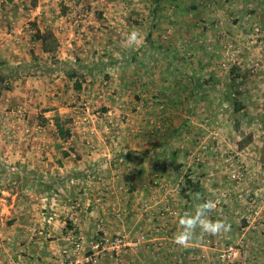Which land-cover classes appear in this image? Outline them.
<instances>
[{"label":"rangeland","instance_id":"obj_1","mask_svg":"<svg viewBox=\"0 0 264 264\" xmlns=\"http://www.w3.org/2000/svg\"><path fill=\"white\" fill-rule=\"evenodd\" d=\"M0 264H264V0H0Z\"/></svg>","mask_w":264,"mask_h":264},{"label":"crops","instance_id":"obj_2","mask_svg":"<svg viewBox=\"0 0 264 264\" xmlns=\"http://www.w3.org/2000/svg\"><path fill=\"white\" fill-rule=\"evenodd\" d=\"M68 30H72V28H71V26H70V28L68 29ZM116 31V30H115ZM119 61H118V58L117 57H115V59L113 58V59H106V60H101L100 58H98V59H96V62H93L94 64L92 65V64H90V66H85V68H87V70L89 71H91V70H100L102 73H104L105 71H107V73L109 72L110 74L111 73H113V70L112 71H110L112 68H115V67H113V66H115L117 63H118ZM96 64H98V66H96ZM118 66L119 65H116V68H118ZM64 68H65V72L67 73V75H68V77L70 78V79H73V80H75V79H77L76 77H75V75H76V72H77V70L79 69V68H81V66H78L77 64H71L70 63V65H66V66H64ZM90 68V69H89ZM71 71L73 72V74L71 73ZM100 72V73H101ZM88 73H90V72H88ZM105 74H106V72H105ZM90 75L91 74H88L87 76H86V78H88V77H90ZM98 75V74H97ZM85 78V79H86ZM101 154H94L93 156H87V158L86 157H84L83 156V159H82V162L81 161H79V163H78V168H76V171H77V174H75L74 176H79L80 174H82L83 172H82V168H83V165H84V162H83V160L84 159H91L92 161L91 162H89L88 163V166H86V167H92L93 168V170L95 171V169H96V165H98L99 164V161H100V159H102L101 158V156H100ZM115 157V156H114ZM110 158V157H109ZM111 159V161H115V159L113 160L112 158H110ZM107 160V159H106ZM105 160V161H106ZM87 172V171H86Z\"/></svg>","mask_w":264,"mask_h":264},{"label":"trees","instance_id":"obj_3","mask_svg":"<svg viewBox=\"0 0 264 264\" xmlns=\"http://www.w3.org/2000/svg\"><path fill=\"white\" fill-rule=\"evenodd\" d=\"M157 3H160L161 2V0H155ZM34 40L35 41H40V43L42 44V50H43V52H45V53H53L54 51H55V48H56V40H55V38H54V36H53V34L52 33H42V32H40V31H38L37 33H36V35L34 36ZM240 78H239V76L237 77V78H232V80H233V82H234V84L235 83H237V81L239 80ZM197 81H195V83H196ZM77 89H80V85L78 84L77 86ZM197 87H199V86H197ZM199 89V88H198ZM235 95V94H234ZM235 104H236V111L237 112H240L241 111V107H240V105H239V103L238 102H235ZM57 129H58V132L60 133V135L64 138V136H65V133H68L69 134V131L67 130V129H65L64 127H63V125L62 124H60V123H57ZM66 131V132H65ZM68 134H67V136H68ZM65 139H67L66 137H65ZM187 179H189L188 178V176H186V180ZM188 182H187V184H188V186H187V188H189L190 187V185H191V180H187ZM186 188V189H187ZM186 189H184L183 190V192H185V190ZM191 189V188H190ZM197 191V190H196Z\"/></svg>","mask_w":264,"mask_h":264},{"label":"clouds","instance_id":"obj_4","mask_svg":"<svg viewBox=\"0 0 264 264\" xmlns=\"http://www.w3.org/2000/svg\"><path fill=\"white\" fill-rule=\"evenodd\" d=\"M130 39L135 40L136 34L133 33ZM199 209H202L206 212L211 211L212 210L211 202L210 201L204 202L203 204L199 206ZM208 223L212 226L211 228L208 229L209 231H211L212 228H214L216 231H219V227H225L226 229L230 228V225H224L223 222L221 221H215V222L209 221ZM193 232H194V229H193ZM190 239H191V236L186 234V232L184 231L180 232L179 234L175 236V242L181 246H186L189 243Z\"/></svg>","mask_w":264,"mask_h":264},{"label":"built area","instance_id":"obj_5","mask_svg":"<svg viewBox=\"0 0 264 264\" xmlns=\"http://www.w3.org/2000/svg\"><path fill=\"white\" fill-rule=\"evenodd\" d=\"M109 239H107L108 241ZM122 240L121 239H118V240H115L113 241L112 243L114 244V247H117L121 244ZM232 247H230L228 250H226L222 255H221V260L222 261H228V262H231L233 261V258H234V253L232 251Z\"/></svg>","mask_w":264,"mask_h":264}]
</instances>
